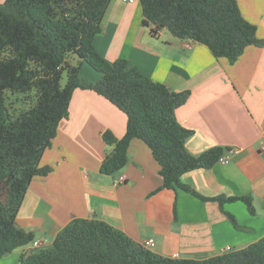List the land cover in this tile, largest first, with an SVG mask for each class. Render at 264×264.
<instances>
[{
    "label": "crops",
    "instance_id": "crops-1",
    "mask_svg": "<svg viewBox=\"0 0 264 264\" xmlns=\"http://www.w3.org/2000/svg\"><path fill=\"white\" fill-rule=\"evenodd\" d=\"M243 16L257 26L264 41V0H237ZM138 0H110L95 49L107 60L125 58L155 81L175 92L189 91L175 109L178 122L193 132L186 149L199 155L220 146L236 148L227 162L184 173L181 181L203 196L250 195L254 213L241 200L225 202L239 227L215 200H202L183 189L161 188L160 165L148 145L133 138L127 162L112 174L100 172L113 146L102 139L110 130L125 132L126 115L90 89L76 88L57 134L40 159L46 175L32 178L15 219L33 240L4 255L3 264L20 263L24 254L48 247L73 218L103 220L137 243L152 239V251L178 258L203 259L237 250L264 235V45L247 46L233 63L215 58L209 48L173 36L166 28L153 34L141 24ZM80 63L85 79L101 73ZM39 240L35 247L33 241ZM230 250V251H231ZM3 256V257H4Z\"/></svg>",
    "mask_w": 264,
    "mask_h": 264
},
{
    "label": "trees",
    "instance_id": "trees-1",
    "mask_svg": "<svg viewBox=\"0 0 264 264\" xmlns=\"http://www.w3.org/2000/svg\"><path fill=\"white\" fill-rule=\"evenodd\" d=\"M141 24L153 34L166 28L173 36L206 45L215 58L235 62L249 45L263 46L257 26L248 21L237 0H138ZM110 0H2L0 2V258L33 240L17 228L15 219L32 178L46 175L40 159L57 134L76 88L90 89L126 115L125 132L110 130L102 139L112 145L100 172L112 174L127 162L133 138L144 141L160 165L161 188L183 189L202 200H215L234 226L236 218L223 207L241 200L254 213L250 195L203 196L181 181L198 168H210L224 153L215 146L199 155L185 147L193 132L183 127L175 109L189 91L175 92L155 81L125 58L107 60L94 47ZM70 53L101 73L96 81L82 79L80 63L71 65ZM67 80L61 85L63 70ZM34 90L35 102L14 119L8 118L5 91ZM38 247V246H37ZM19 264H264V235L237 250L203 259L166 257L144 247L124 231L94 218H73L52 243L20 257Z\"/></svg>",
    "mask_w": 264,
    "mask_h": 264
},
{
    "label": "rangeland",
    "instance_id": "rangeland-1",
    "mask_svg": "<svg viewBox=\"0 0 264 264\" xmlns=\"http://www.w3.org/2000/svg\"><path fill=\"white\" fill-rule=\"evenodd\" d=\"M2 2V0H0ZM122 58V57H120ZM117 59V58H116ZM81 59L73 53H70L68 55V61L71 65H78L81 63ZM83 65L87 66L88 68H91L92 70H95L93 67H91L88 63L85 61ZM79 75L82 79L86 78L81 71H79ZM67 80V70H63L62 76H61V85H64ZM6 94V104H7V114L8 118L14 119L21 111L29 108L31 105L35 102V93L34 90H30L28 92H11L10 90L5 91ZM13 253L14 256H17L20 254L19 249L14 250ZM5 256L0 258V264L4 263ZM15 261H9L6 264H14Z\"/></svg>",
    "mask_w": 264,
    "mask_h": 264
},
{
    "label": "built area",
    "instance_id": "built-area-1",
    "mask_svg": "<svg viewBox=\"0 0 264 264\" xmlns=\"http://www.w3.org/2000/svg\"><path fill=\"white\" fill-rule=\"evenodd\" d=\"M235 152H237V149H236V148L229 149L228 151L224 152V153L218 158V161H217V162H227V161L229 160L231 154H232V153H235ZM39 243H40L39 240H37V241H33V244H34L35 247H36V246H39ZM141 244H142L144 247L150 248V247H153L155 243H154V241H153L152 239H147V240H144ZM225 250H226V251H230V250H231L230 246H227V247L225 248ZM177 256H178L177 253H175V254L173 255V257H177Z\"/></svg>",
    "mask_w": 264,
    "mask_h": 264
}]
</instances>
